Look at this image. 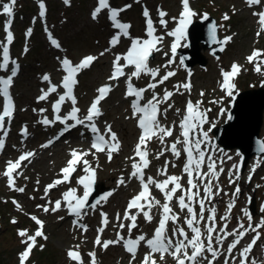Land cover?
<instances>
[{"label": "snow or ice", "instance_id": "6c2138e0", "mask_svg": "<svg viewBox=\"0 0 264 264\" xmlns=\"http://www.w3.org/2000/svg\"><path fill=\"white\" fill-rule=\"evenodd\" d=\"M65 5L70 6L71 0H63ZM139 2V0H137ZM17 0H0V15L6 16L8 19L4 24V32L6 36L0 41V152L5 148L6 138L9 135L8 126L11 125L15 118L16 104L11 93L14 85V80L20 71V65L17 59L11 56L10 48L14 41V34L11 31L12 18L14 17V8ZM245 3L251 8L259 6L261 11H254L253 16H256L259 29L256 32L257 38L261 33H264V4L261 0H245ZM182 10L178 17H172L175 22V27L172 30L166 31L165 35L172 37L170 45L171 56L162 66L155 68L150 67L149 61L153 58L154 53L161 52L164 35H157V29L154 26V21L150 16L149 10L145 7L143 16L145 17V35L144 37H131L129 23H124L120 19L122 12L126 11L131 5H125L123 8H113L110 0H97V4L91 12V19L96 21L104 10H107V18L111 22V26L116 30L108 41V47L101 51L98 55L88 54L83 56L78 63H74L67 56H57L58 70L63 73L59 84L53 83L50 74L45 73L41 76L42 83L46 84V88L40 89V95L37 96V103L48 102L49 98L55 94L56 99L51 101V109L53 118L49 119L43 114L48 111L47 108L33 109V112H38L41 119L37 123L45 127L54 126L57 122L63 125L60 132L53 138L42 144L41 148H49L55 140H58L66 132L73 128L82 126L88 129L92 134L90 147L87 150L71 148L68 152V159L65 165L60 169L56 179L44 187L45 197L50 190L57 188L60 185L71 184L72 178L77 171H82L83 175L76 178V184L82 188V194H78V187H68L61 195L60 199L47 201V204L37 205L38 209L46 214L56 213L62 210V205L67 210L70 216H73V227L81 230L82 234L88 231V226L81 223L83 217L88 215V209L96 210L102 202H107L108 198L114 194V190L101 195L96 199L95 203L90 204V197L95 189L97 179V169L100 167L98 163V154L105 153L109 162L113 158V153L119 152L121 141L118 134L113 131L112 125L105 122L103 131L98 127L97 122L104 115L102 111V102L107 99L108 95L113 91L116 84L113 81H119L125 78V99H129V107L131 115L126 119H135L140 134L137 138L136 145L133 149V155L126 159L131 161V172L127 179L121 176L117 181V186H127L132 179L138 181L139 191L128 201L123 214L116 213L115 221L118 231L115 239L102 240L101 236L105 229L111 223L108 214L100 212V227L96 229L97 235L94 240V247H100L107 250L109 246L121 245L124 250L130 254L129 264H134L137 258V253L141 243L147 247L148 251L144 254L140 264H158L155 259L156 254H159V260L165 261V256L171 257L175 264H216L221 256H224L223 264H264V259H259L252 256L254 247L261 239L260 229H264V204L260 207L261 216L257 223L254 221V213L249 207L241 209L242 216L237 218L235 228L229 230L228 224L231 219L232 209L235 207L241 195V186L237 183L241 179V166L243 156L240 152L236 155L240 157V161L233 163L231 168L227 170L229 185H235L234 191L230 194V199L226 205L225 214L217 219V206L214 203L216 197L229 195L225 192L220 183V176L225 173L224 163L233 159L224 149L217 148L209 135L212 129L215 128V123L208 117V112L211 109H202L203 100L193 102L188 99L185 103L183 113L180 108H176L177 115L181 116L179 122L172 121L171 124H165L162 120H166L167 113L173 109L174 104L169 103L174 95H184L187 92L191 94L192 85L190 77L191 71H188L189 80L187 82L173 85L172 91L167 88L163 89V94L160 95L156 89L164 85L171 77L176 75L173 70H168L161 75V67L171 69V66L176 63L177 49L180 46L187 47V43L182 41L187 40V30L193 23V18L199 15L190 6V0H181ZM39 17L46 16V6L44 0L39 2ZM235 11V9H234ZM159 16V24L167 29L168 21L165 17L168 13L162 9H157ZM204 21L209 20L207 13L201 16ZM229 16L224 14L223 20L227 21ZM35 23V18L33 20ZM218 27L216 23H210L208 27V36L212 44H219L218 51L223 52L225 46L232 41V36H225L222 40L218 39ZM47 38L52 47L61 49L60 42L54 38L52 32L45 27ZM32 35V29H27L25 33L26 41ZM129 39L130 45L124 53H113L111 61V72L107 77V83L100 85L96 89V95L88 105L86 111L81 114V109L78 105V98L75 94V89L79 84L78 76L86 69H90L94 62L100 57H103L113 49L117 48L121 43V38ZM29 51L27 43L24 48V53ZM217 49H213L212 55L217 60L220 59L216 55ZM164 55L168 57V53ZM248 63L253 65V70L260 75H264V49L253 48L250 55L246 57ZM11 66V67H10ZM179 66L185 67V58L181 57ZM131 68V72L125 71ZM243 66L233 62L230 69L220 68L221 79L218 81L220 91L225 97L235 100L238 94L236 78L243 71ZM142 76L150 77L148 84L145 87H137L133 83V79L139 80ZM264 86V81L261 82ZM184 91H181V90ZM151 90V98L146 99L145 93ZM205 93L200 92L203 97ZM221 100H212L209 103H222ZM65 104H70V110L64 115L61 111ZM167 104L166 108H161V105ZM225 113V109H220V115ZM231 119V116L228 117ZM71 121V123H69ZM209 125L207 130L204 126ZM179 128V134L171 141L166 143L167 138L173 137L176 128ZM24 139L29 136L27 125H24L20 132ZM83 135V133L81 134ZM153 140H157L162 146L156 153L155 159L159 160L165 153H170L175 160H180L181 155L184 156V163L181 169V175L169 174V166L176 168L177 164L172 160L165 159L162 167L157 169V175L164 177L163 180L155 179L153 176L146 177L145 170L152 163L149 157L152 155L149 145ZM23 143V140L21 141ZM259 151L264 153V140L259 141ZM222 153L216 157V153ZM35 151H24L17 159L8 160L5 169L0 172V176L6 178L7 187L15 192L24 193L25 187H17L16 180L23 175L21 170L23 162H32V158L36 156ZM91 156L97 160L95 166L87 159ZM259 161L250 170L248 181L252 180V174L256 167H259ZM205 169H207L205 171ZM186 179L185 184L181 181ZM27 179V177H25ZM39 184V180L36 181ZM158 190L163 196V202L152 195V188ZM264 187V185H256V188ZM179 193V195H177ZM34 199V197H30ZM44 199V197H42ZM175 201V206L173 205ZM17 211H23L22 206L15 199L12 200ZM247 203H252V197H248ZM179 208V212L175 208ZM156 208L159 211V220L154 228L151 237L141 233L135 238H132L134 229L139 227L138 217L143 215L147 223H152L155 216L152 210ZM135 210V211H133ZM183 213V218L181 217ZM37 228L33 234H29L27 229H18L17 235L20 238V243L25 247L18 254L19 264H28L33 250L37 247L38 238L47 240L48 237L44 233V221L36 215L29 217ZM63 220L64 217H59ZM245 219L247 224H245ZM127 221L128 223H125ZM222 222V226L220 223ZM12 224H17L18 221L13 218ZM169 224L172 227H169ZM187 231H186V228ZM127 228V238L122 235V231ZM191 233V235L189 234ZM254 233L250 242L246 246L238 249V245L249 234ZM229 237L232 239L229 241ZM225 241H228L225 248ZM41 250L44 245H39ZM264 248V245H261ZM80 245L76 244L70 247L66 253L69 261L74 264H85L84 258L79 251ZM236 252V254H234ZM90 257L89 264H98L96 251L88 252ZM211 257V258H209ZM251 257V259H249Z\"/></svg>", "mask_w": 264, "mask_h": 264}, {"label": "rangeland", "instance_id": "374dc122", "mask_svg": "<svg viewBox=\"0 0 264 264\" xmlns=\"http://www.w3.org/2000/svg\"><path fill=\"white\" fill-rule=\"evenodd\" d=\"M45 1L48 2L50 6V11L47 12L49 14V19L42 23L47 24V27H50L51 31L58 36L57 40L62 42L63 50L56 51L51 47L44 30L45 27L42 24L35 28L36 34L29 45L30 48H35L24 60V72L16 87V93L20 100V116L18 117V121L27 122L32 126V130L34 131H38L37 126L39 123H37V121L40 115L38 112H33V109L35 108L39 110L41 108H47L45 102L37 103L36 101L37 96L40 95V89L46 88L45 83L40 85L41 76L44 73L59 74L60 71L58 70V60L56 57L66 55L67 57L75 59L78 63L87 53L99 54V52L108 47L110 36L116 31L112 26H107L108 23L111 24L107 18V10H104L96 21L91 19L90 14L97 4L96 0H71L70 6L65 5L63 0ZM244 2L245 0L195 1L199 14L198 19L201 18L203 12L210 11L212 17L222 25V27H220V37L230 35L233 37V41L227 45L224 54L219 60L206 51L203 54L208 60L207 67L202 68L199 65L194 66V69L197 70L194 81V92L196 93V96H198V100H203L202 107L205 105L204 97L208 98L206 104H209V106H214L212 103H209V101H219L221 99H223V102L218 104L226 107L230 106L232 99L225 97L224 93L220 91L218 81L221 79L220 68L223 67L226 70L230 69L233 62L246 65V70L238 81L241 90L245 91L250 90L251 88L258 89L259 87H264L261 84V82L264 81V75L254 74L252 70L249 69V65L246 62V56L259 43L256 36L257 26L255 20L252 18L253 15L251 14V17L250 13L244 9ZM119 3L121 4L120 8H123L125 5L135 4L134 6L132 5V11L128 8L126 11L122 12L120 19L122 22L129 23L130 25L131 22L127 21L126 16L130 17L132 21L138 22V25L136 26L137 37H144L145 35V17L142 14L144 8L146 7L149 10L150 16L152 14L151 18L154 21V26L161 35L165 36V38L161 46L162 51L158 52V56L152 60L149 65L153 68L164 65V63L167 62V59L171 56L169 47L172 41L170 37L165 35V33L176 26L172 17H178L181 12L182 7L180 6L179 0H139V2H137V0H119ZM25 8L27 9L24 12ZM157 9H162L168 13V16L165 17L168 21L167 29L159 24L160 18ZM16 12L18 14L16 28H18V31H21L23 26L24 29L30 26V18L37 14L34 0H17ZM225 13L228 14L229 18L231 17V21L225 22L223 20ZM133 28L134 25H132V28L129 30L130 33H132L131 31ZM39 32H41V35H37ZM19 36L21 35L17 34V37ZM261 36V44L264 46V35L263 37ZM2 40H4V33L0 31V41ZM130 42L129 39L122 37L120 45L113 49L111 53L115 50L117 51L127 48L130 45ZM20 43L21 42L18 38H15L13 41V44L16 45H20ZM165 52L168 53V57L164 55ZM21 53V51L18 52L15 50L14 54L23 57L24 54L22 55ZM157 61H159V64H156ZM107 62L108 60L106 58H100L98 64L94 68L84 72V75H82V84L78 89L80 100L82 99V96L86 98L88 93H90V96L92 97V93L107 80L111 71V65ZM177 63L178 59L176 57L175 64ZM104 64H106V66H103ZM162 71H164V69H162ZM0 75L3 74L0 73ZM25 88H29V91L24 95L23 90ZM201 90L206 92L203 97L199 96ZM120 100V97L115 96L105 105V109L108 111L106 119L107 122L114 123L115 128L120 131V134L124 138L127 147V145L130 146L135 141L136 134L133 135L132 133L133 126L127 121L125 107ZM50 107L48 111L44 113L47 117L51 116ZM219 123L220 125L224 124L223 120ZM21 127L22 125L20 123L16 136L19 141L24 139L20 134ZM261 138L264 139V127L261 133ZM37 144V142H32L28 148L36 147ZM81 144H84L85 146V143ZM15 146L16 144L12 142L10 150L14 151ZM73 146L75 145H70V143L66 144L64 142L57 148L46 151L40 160H36L37 162L35 161L36 163L34 165L28 166L20 177L21 182L19 184L17 183V187H25L24 193L12 190L9 191L6 186L2 184L3 182L1 180L3 178H0V215H2V217L0 216L1 264H17L18 254L24 248V245L20 243L17 230L27 229L31 235L37 228V225L29 218L30 215H36L44 221V233L48 237L46 240L47 242L38 238L37 247L33 250L36 252L33 254L34 257L30 264H74V262L68 260L66 253L70 247L76 244L80 245L79 251L85 257V264H89L87 254L90 251H94L91 248V244L94 236L97 234L96 229L100 225V212H105L111 214V217H115L116 213L119 212L118 209L123 208L124 206L125 201L123 196L127 189L119 190L115 196L110 199V203L107 204L102 202L101 205L97 206L95 211L88 209V215L84 217V220L90 224V227L92 225V227L95 228V225H97L94 236L87 235L91 229H89L87 233L82 234L81 230H72L70 222H60L59 217L54 215L59 212L48 215L44 213L42 209H38L36 207L37 205L47 204L48 200L53 201L57 198L49 199L50 196L58 194L61 188L54 189V192H50V194L45 197L44 187L57 177L59 169L64 165V161L68 156V151L73 148ZM228 151L233 153L235 150L228 149ZM94 162L95 164L97 163L96 160ZM100 171L102 176L100 180L103 181L106 189L117 188V181L119 179L118 174H123L117 161H114L112 164L103 163L100 167ZM25 177H27V179H25ZM37 180H39V184L36 183ZM227 181L228 180H226L225 185L228 184ZM258 184L264 185V168L254 179L253 184H250L249 187L245 186L242 188L240 198L235 205V211L231 223L229 222L228 224L229 230L236 227L238 222L237 218L242 216L241 209L246 206V200L250 194L253 195V193H255L257 196V212L259 213L261 205L264 204V187L256 188V185ZM228 190L231 192L232 187L228 186ZM30 197H34V199H31ZM42 197H44V199H42ZM13 199L20 203L23 211H17L15 205H13V207L9 205L5 207L3 205L12 202ZM229 199L230 196L223 195L222 193V196L216 204L220 207L222 215L225 214L226 205ZM4 216L10 222L11 218H17L18 223L13 226L4 219ZM260 216L261 215L259 214L255 215L253 221L254 224L259 221ZM219 217L217 218L218 220ZM245 224H247L246 219ZM218 226H222V222ZM115 228H117L116 224ZM260 231L263 232V237L261 241H258V248L252 252V256L264 259V248L261 247V245H264V229H260ZM133 232L135 234H140L139 227ZM151 235V233L148 234V237L150 238ZM253 235L254 233H249L241 243L251 238ZM231 239L232 237H229V241ZM226 242L228 243V241ZM41 244L44 245V250H41L39 247ZM42 251H48L52 253V255L44 257ZM129 260L130 257L124 252L123 247L117 245L109 252L103 254V258H100L99 263L129 264ZM238 262L239 261H237V264Z\"/></svg>", "mask_w": 264, "mask_h": 264}, {"label": "water", "instance_id": "95a60500", "mask_svg": "<svg viewBox=\"0 0 264 264\" xmlns=\"http://www.w3.org/2000/svg\"><path fill=\"white\" fill-rule=\"evenodd\" d=\"M216 21L209 17L208 21L194 23L188 31L189 50H181L180 54L185 58V64L194 67L199 64L205 66L207 59L202 55L203 50L217 49L216 55L222 52L215 48L208 36V27L210 23ZM219 39V34H218ZM232 120L224 128H218L219 141L224 147L229 149L237 148L246 155V162L252 156L259 154L260 132L264 119V89L249 90L243 92L235 103V109L232 111ZM256 201L253 206L255 212Z\"/></svg>", "mask_w": 264, "mask_h": 264}, {"label": "trees", "instance_id": "16d2710c", "mask_svg": "<svg viewBox=\"0 0 264 264\" xmlns=\"http://www.w3.org/2000/svg\"><path fill=\"white\" fill-rule=\"evenodd\" d=\"M34 56V55H33ZM5 207H7L8 205L9 206H11V207H13V205H12V203H8V204H3ZM1 217H2V215H0ZM9 218V217H8ZM4 219L5 220H7L6 218H5V216H4ZM8 221V223H10L9 222V220H7ZM8 225V224H7ZM42 253H44L43 254V256L45 257V256H50V255H52V253H50V252H48V251H42ZM41 263V262H40ZM1 264V263H0Z\"/></svg>", "mask_w": 264, "mask_h": 264}, {"label": "bare ground", "instance_id": "6f19581e", "mask_svg": "<svg viewBox=\"0 0 264 264\" xmlns=\"http://www.w3.org/2000/svg\"><path fill=\"white\" fill-rule=\"evenodd\" d=\"M194 23H195V22H194ZM194 23H193V24H194ZM103 66H106V64H104ZM59 162H61V161H59ZM91 231H94V230H91Z\"/></svg>", "mask_w": 264, "mask_h": 264}]
</instances>
